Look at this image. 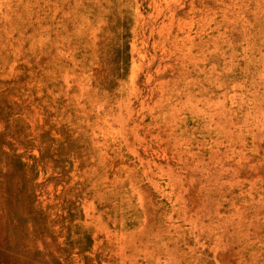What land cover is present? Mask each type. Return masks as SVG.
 <instances>
[{
    "label": "rangeland",
    "instance_id": "obj_1",
    "mask_svg": "<svg viewBox=\"0 0 264 264\" xmlns=\"http://www.w3.org/2000/svg\"><path fill=\"white\" fill-rule=\"evenodd\" d=\"M0 264H264V0H0Z\"/></svg>",
    "mask_w": 264,
    "mask_h": 264
}]
</instances>
